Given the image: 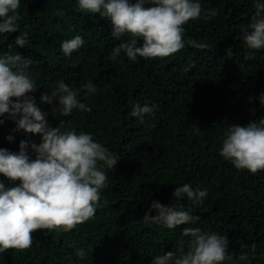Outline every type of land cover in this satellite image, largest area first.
<instances>
[{
    "label": "trees",
    "instance_id": "16d2710c",
    "mask_svg": "<svg viewBox=\"0 0 264 264\" xmlns=\"http://www.w3.org/2000/svg\"><path fill=\"white\" fill-rule=\"evenodd\" d=\"M202 8L218 14L205 22L184 25L185 47L167 57L105 59L116 41L110 36V21L99 13L81 12L76 0H21L20 28L29 33V47L9 50L19 31L0 35V51L18 52L32 63L30 75L36 99L51 127L90 132L93 138L120 159L108 170L102 190L106 207L77 224L69 232L37 229L30 248L6 249L0 264H150L157 254L171 251L186 237L184 227L219 232L228 236L230 260L222 264H264V170L253 174L236 169L219 155L225 132L231 125H246L264 118L259 96L264 93V49L245 60L242 40L254 14L253 0H201ZM63 10L64 15H56ZM75 35L85 44L66 57L60 42ZM137 46L142 44L139 38ZM188 40L208 45L197 49ZM189 66H191L189 68ZM189 68V70H185ZM63 79L80 89L82 102L91 112L73 111L54 117L52 105L42 103V93ZM89 79L98 92L84 97L82 84ZM155 106L143 122L131 117L134 103ZM9 119L0 125V147L19 151L21 140L39 143V134L13 132ZM8 135L13 141L6 140ZM6 186L9 181L0 174ZM183 183L208 190L202 205L192 210L191 224L166 229L143 223L152 201L174 202L172 192ZM187 208L190 201H181ZM155 215V212H153ZM83 248L78 259L75 250ZM245 257L241 259V257Z\"/></svg>",
    "mask_w": 264,
    "mask_h": 264
},
{
    "label": "clouds",
    "instance_id": "9594fccd",
    "mask_svg": "<svg viewBox=\"0 0 264 264\" xmlns=\"http://www.w3.org/2000/svg\"><path fill=\"white\" fill-rule=\"evenodd\" d=\"M20 5L21 0H0V35L20 32L8 45L9 50L31 44L29 33L20 28ZM76 7L109 20L114 40L121 41L125 34L134 37L110 49L105 59L113 62L122 57L132 62H138V58L167 57L185 47L184 25L198 19L207 22L218 14L216 8L203 9L201 0H76ZM253 7L254 14L242 35L245 60L254 59L256 51L264 49V0H253ZM55 14L63 16L64 12L58 9ZM136 38L142 41L139 46ZM187 43L197 49L208 47L196 40ZM84 44L83 36L75 35L62 40L60 50L68 57ZM31 63L18 52L0 51V125L9 119L15 123L13 132L23 130L39 134L40 138L39 143L21 140L17 152L0 147V174L9 181L6 186L0 179V253L9 248H30L32 233L37 229L48 230L44 235L53 230L69 232L92 218L98 208L108 205L102 199V190L108 184V170L120 160L90 132L63 129V122L57 127L49 125L48 113L30 95L38 88L30 75ZM82 88L84 97L99 90L91 79ZM49 92L42 93L40 101L48 105L58 102L51 109L54 117H68L74 110H92L78 98L80 89L72 88L63 79L57 80ZM259 101L264 106V93ZM154 107L136 102L129 115L143 122L145 114H153ZM13 139L12 135L6 137L9 142ZM219 155L236 169L253 174L264 170V118L259 123L253 120L246 125H231L224 134ZM172 196L171 204L152 201L143 223L170 230L194 223L197 217L192 210L204 203L208 190L183 183L175 187ZM185 198L190 201L187 208L181 203ZM182 233L186 239L181 244L153 256L150 264H222L231 259L228 236L199 227H184ZM75 255L83 259L85 250L77 249Z\"/></svg>",
    "mask_w": 264,
    "mask_h": 264
}]
</instances>
